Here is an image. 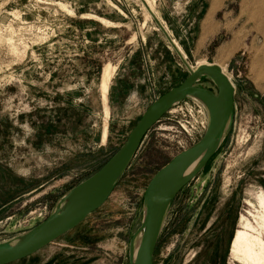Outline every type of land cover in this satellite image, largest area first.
I'll return each mask as SVG.
<instances>
[{
  "label": "rangeland",
  "instance_id": "1",
  "mask_svg": "<svg viewBox=\"0 0 264 264\" xmlns=\"http://www.w3.org/2000/svg\"><path fill=\"white\" fill-rule=\"evenodd\" d=\"M236 5L216 9L218 33L197 51L201 16L217 8L209 0H0V244L46 220L155 98L199 64L223 62L213 50L230 37L224 15ZM255 45L264 50V37ZM245 53L219 64L234 86L231 126L171 201L152 264H244L232 244L246 220L264 244V73L249 72ZM197 85L214 91L206 78ZM181 103L144 135L99 209L11 264H127L148 180L200 136L176 135L191 122Z\"/></svg>",
  "mask_w": 264,
  "mask_h": 264
},
{
  "label": "water",
  "instance_id": "2",
  "mask_svg": "<svg viewBox=\"0 0 264 264\" xmlns=\"http://www.w3.org/2000/svg\"><path fill=\"white\" fill-rule=\"evenodd\" d=\"M204 78L213 85V92L197 85V82ZM233 89L234 86L218 66L211 64L196 66L177 84V87L163 92L144 108L141 116L126 134L123 144L98 167L94 174L87 176L84 181L77 183L61 196L46 220L38 223L31 231L0 244V264L17 263L33 257L37 251L82 224L105 202L152 125L161 120L171 107L177 106L178 103L183 102V99L192 98L198 101L206 114V128L192 146L171 157L150 177L142 196L143 212L140 225L127 246V264H152L153 250L171 201L181 188L204 168V164L220 144L224 132L231 126ZM194 162H197L194 171L182 178ZM65 202L66 204L63 205ZM137 240L133 255V245Z\"/></svg>",
  "mask_w": 264,
  "mask_h": 264
},
{
  "label": "crops",
  "instance_id": "3",
  "mask_svg": "<svg viewBox=\"0 0 264 264\" xmlns=\"http://www.w3.org/2000/svg\"><path fill=\"white\" fill-rule=\"evenodd\" d=\"M209 1L211 4H216L217 8H215L212 15L209 16L208 13L204 12L201 16L202 20L199 25L198 37L196 36L195 39L197 51L203 50L204 45L206 46V43L211 41L218 33L219 21H214L215 12L227 0ZM235 2H237L235 14L233 10H228L224 15L226 19L224 27L228 35L230 33V37L225 43L223 42L216 47L213 52L219 57V60L225 63V66L231 62L236 63V59H238L237 52H246L245 56H248L249 59V62H247L249 72L253 75L264 73V50H260L255 45L258 41H262V37H264V15L262 14L264 12V0H235ZM235 26L238 29L235 30ZM223 62H212L209 64L217 67Z\"/></svg>",
  "mask_w": 264,
  "mask_h": 264
},
{
  "label": "bare ground",
  "instance_id": "4",
  "mask_svg": "<svg viewBox=\"0 0 264 264\" xmlns=\"http://www.w3.org/2000/svg\"><path fill=\"white\" fill-rule=\"evenodd\" d=\"M201 65L203 64H199L198 66ZM219 69L221 70L220 67ZM101 76H102V97L105 102V94H107L108 82L111 79L110 69L106 67L103 71V75ZM226 79L228 80L227 77ZM105 135H106V130L103 132V141L105 140ZM196 163L197 162H194V164L189 167V169L183 174L182 178L189 176L190 173L194 171ZM65 204L66 202L63 205ZM261 206L264 208V198L261 201ZM262 219H264V216L262 217ZM17 242L18 241H16L15 244H17ZM137 243L138 240L133 245V255L135 254L134 250ZM232 253H234L238 258H242L244 264H264L263 241L261 239V236L252 226V224L247 220L243 224L242 229L237 231L234 236V240L232 244Z\"/></svg>",
  "mask_w": 264,
  "mask_h": 264
},
{
  "label": "built area",
  "instance_id": "5",
  "mask_svg": "<svg viewBox=\"0 0 264 264\" xmlns=\"http://www.w3.org/2000/svg\"><path fill=\"white\" fill-rule=\"evenodd\" d=\"M178 110H182L185 113H187L190 116V125L183 126L180 125L179 130H177L176 135L181 137L182 139H186L187 141L193 143V136L195 134L201 135L202 132H204L206 126H205V118L206 114L203 112V109L200 107L199 103L196 101H193L191 103L190 107L187 106L185 102H182ZM175 107V106H174ZM170 111V110H169ZM167 111L166 113H169ZM142 143V142H141Z\"/></svg>",
  "mask_w": 264,
  "mask_h": 264
},
{
  "label": "trees",
  "instance_id": "6",
  "mask_svg": "<svg viewBox=\"0 0 264 264\" xmlns=\"http://www.w3.org/2000/svg\"><path fill=\"white\" fill-rule=\"evenodd\" d=\"M102 162H104V161H102ZM102 162H100V163H98V165L96 166V168L102 163ZM96 168H94L93 170H96ZM95 173V172H94ZM94 173H92V171H91V174H94ZM91 174H88L87 176H90ZM87 176H85V178L87 177ZM85 180V179H84ZM83 180V181H84ZM72 189V188H71Z\"/></svg>",
  "mask_w": 264,
  "mask_h": 264
}]
</instances>
